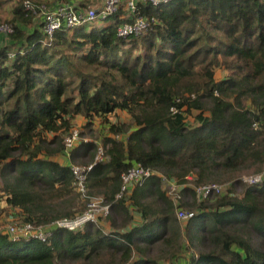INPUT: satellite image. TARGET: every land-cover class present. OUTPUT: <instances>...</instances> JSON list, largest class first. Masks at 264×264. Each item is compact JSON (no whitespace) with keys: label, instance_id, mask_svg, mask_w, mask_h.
<instances>
[{"label":"trees","instance_id":"trees-1","mask_svg":"<svg viewBox=\"0 0 264 264\" xmlns=\"http://www.w3.org/2000/svg\"><path fill=\"white\" fill-rule=\"evenodd\" d=\"M25 1L15 31L0 34L11 38L0 40V214L6 203L9 220L46 225L81 212L72 165L92 163L99 144L105 159L87 185L111 211L74 231L54 226L47 240L0 232V264H264V181L241 178L264 170V0L140 2L137 15L155 21L130 37L117 34L135 17L122 4L51 40ZM89 2L57 3L100 0ZM76 120L99 133L79 131L68 148ZM138 163L152 175L117 197ZM163 176L180 186L181 221ZM224 180L198 198L195 186Z\"/></svg>","mask_w":264,"mask_h":264},{"label":"built area","instance_id":"built-area-1","mask_svg":"<svg viewBox=\"0 0 264 264\" xmlns=\"http://www.w3.org/2000/svg\"><path fill=\"white\" fill-rule=\"evenodd\" d=\"M172 0H100V3L91 6L88 9H76L71 3H63L55 7H50L46 2H37L34 0L25 1V10L34 15L40 16L43 20V30L51 40L56 31L60 29H73L78 26L87 25L93 22L102 21L117 13L122 4H125L135 17L132 21H126L118 25L117 34L120 37L141 36L146 33L154 23V18L149 19L142 15H137L140 2L151 3L156 6L161 2ZM15 31V26L9 21H0V34H11ZM15 52H10L9 57L14 58ZM79 130L74 129L71 135L65 138V144L68 148L75 146L79 140ZM119 138V135L116 136ZM105 159V148L98 145L97 154L92 163L73 164V186L85 201V209L74 216H65L54 220L53 222L43 225L25 222L19 219L10 220L6 226V232L14 239L17 238H36L47 240L52 236L54 226L68 230H77L83 228L89 222H99L101 216L106 217L110 214L111 204L106 201L104 196H93L89 193L87 185V176L93 166ZM152 170L146 168L141 163L133 165L123 174V184L117 197L123 195L132 182L141 184L152 175ZM166 177L163 176V179ZM242 180L247 184H255L264 181V170L259 173L242 176ZM171 191L168 192L177 206L178 219L187 216L186 210L180 206L182 194L179 191V184L171 182ZM224 184L206 183L195 186L198 198H207L212 191L220 193Z\"/></svg>","mask_w":264,"mask_h":264},{"label":"rangeland","instance_id":"rangeland-1","mask_svg":"<svg viewBox=\"0 0 264 264\" xmlns=\"http://www.w3.org/2000/svg\"><path fill=\"white\" fill-rule=\"evenodd\" d=\"M18 1L19 0H0V21H9V22H11L10 19L13 16V9H14V7L17 4ZM34 1L46 2V3L50 4V5H52V3L54 2V0H34ZM91 3L92 2H89L88 4H91ZM23 27L26 28V30H30L31 29L29 27H25V26H23ZM2 39H3V40H1L2 43H4V42L7 43L8 41L11 40V38L9 36H2ZM219 74L222 76V75L225 74V72L219 71ZM121 118L123 120H127L128 116L126 114H122ZM83 126H84L83 120L76 122V126H75L76 128L75 129H77V130H79L81 132L80 133L81 134V139L80 140H83V139L86 140V141L91 140V139H95L96 140L97 139L96 138V134L99 133L98 127L97 128H93L94 130L91 131L90 129H84ZM62 159H63L62 156L58 157V160L61 161ZM75 164H88V163H75ZM245 175H251V174L243 173L241 175V178H242V176H245ZM164 177H166V176H164ZM163 181H164V188L166 189V191L170 192L171 191V184L168 182V178L167 177H166V179L164 178ZM214 183L224 184V187H226V186L229 187V183H231V181L230 180L215 181ZM2 185H3L2 184V180L0 178V187ZM234 190L236 192H238L239 194L241 192H243V188L240 185H238L236 188H234ZM90 194L93 195V196H102L103 197L102 194H96V193H92V192ZM75 195H76V198H77V200H76L77 209L83 211L85 209V206H86L85 205V201L78 195V192L76 194H74V196ZM2 206H4V210L0 214V232L1 233H5L6 232L7 223L10 221L9 220V216L12 215L11 213L14 210L10 206H8L6 203H3ZM176 215H177V213H176ZM14 217H18L16 219H20L21 218L16 213H14ZM177 218H178V216H177ZM106 220H102V223L99 226H102L104 230L108 231L110 229V223H109L108 220L107 221ZM178 220L181 221V219H178ZM99 222H100V219H99ZM99 222H98V224H99ZM176 264H180V260Z\"/></svg>","mask_w":264,"mask_h":264},{"label":"crops","instance_id":"crops-1","mask_svg":"<svg viewBox=\"0 0 264 264\" xmlns=\"http://www.w3.org/2000/svg\"><path fill=\"white\" fill-rule=\"evenodd\" d=\"M79 1V0H78ZM83 1H87V3L89 2V1H91V0H83ZM58 0H54V3H55V5H58ZM101 22H103V21H101ZM0 40H2V36H0ZM77 121V120H76ZM78 121H81V120H78ZM182 223V222H181ZM183 224H184V222H183Z\"/></svg>","mask_w":264,"mask_h":264}]
</instances>
